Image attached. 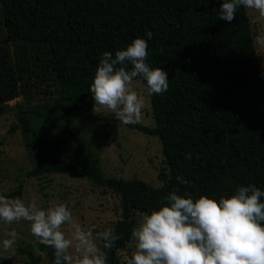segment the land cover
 I'll return each mask as SVG.
<instances>
[{
  "label": "trees",
  "instance_id": "trees-1",
  "mask_svg": "<svg viewBox=\"0 0 264 264\" xmlns=\"http://www.w3.org/2000/svg\"><path fill=\"white\" fill-rule=\"evenodd\" d=\"M220 3L0 0V118L14 116L9 131H18L27 151L39 158L30 176L67 174L119 197L120 216L111 226L119 238L107 250L108 264L124 263L121 253L132 240L136 212L165 203L170 191L218 199L240 184L264 189V73L246 8L239 7L228 22L219 18ZM137 36L148 39L146 62L167 70L169 79L167 91L151 95L146 81L133 80L150 106L147 125L94 113L88 90L102 53L114 56ZM74 113L101 133V123L112 121L115 133L136 129L155 138L164 163L157 173L160 185L106 175L100 159L88 155ZM57 116L64 117L60 132H39L40 124L49 126ZM177 176L191 183L182 184ZM21 189L19 184L4 195L21 197ZM38 248L54 264V249L44 243ZM20 252L24 264H40V256Z\"/></svg>",
  "mask_w": 264,
  "mask_h": 264
},
{
  "label": "clouds",
  "instance_id": "clouds-1",
  "mask_svg": "<svg viewBox=\"0 0 264 264\" xmlns=\"http://www.w3.org/2000/svg\"><path fill=\"white\" fill-rule=\"evenodd\" d=\"M243 6L264 17V0H222L219 18L228 22ZM151 39L152 33L146 30ZM148 39L137 36L126 47L104 51L88 90L95 106L112 109L123 124L139 120L143 97L132 86L134 78L146 81L147 94L169 87L168 72L146 62ZM182 184H190L177 176ZM185 191H170L165 203L143 214L132 228L134 249L126 264H264V189L253 183L240 184L230 195L218 199ZM30 222V231L41 243L54 249V264H108V249L119 238L107 227L93 233L73 218L63 202L42 207L19 196L0 194V221ZM67 226L68 231L63 230ZM15 228L0 240V256L14 254Z\"/></svg>",
  "mask_w": 264,
  "mask_h": 264
},
{
  "label": "rangeland",
  "instance_id": "rangeland-1",
  "mask_svg": "<svg viewBox=\"0 0 264 264\" xmlns=\"http://www.w3.org/2000/svg\"><path fill=\"white\" fill-rule=\"evenodd\" d=\"M246 11L259 63L264 73V17H261L257 10L246 9ZM132 86L144 100L141 116L135 123L150 124L151 118L148 111L150 106L142 86L137 83H132ZM17 101L18 99H15L8 103L14 104ZM91 110L97 114H115L112 109L95 106L93 97ZM75 114L72 118L75 122H80L77 129L86 143L88 155L95 154L100 159L106 175L124 179L136 176L154 187L160 185L157 173L164 167V163L155 138H150L136 129L123 130L120 128L115 133L117 129L111 128V125L116 123L112 121L101 123L100 130L103 134L96 125L83 121L80 113ZM3 118L5 117L0 118V194L14 191L19 184H22L21 198L25 202L33 200L42 207L63 202L71 209L73 218L85 228L96 226L93 228L94 234L104 228H111L120 216L119 197L110 190L98 188L85 179H76L67 174H51L40 178L30 176L29 172L37 164L39 158L27 151L18 131L14 133L9 131L14 122V116L7 115L5 122ZM63 119V116H57L50 120L49 126L45 121L39 125L38 130L40 133L55 136L57 132H60ZM107 131H109L108 136H105ZM58 136H62V133ZM67 157L72 159V153L67 151ZM143 214L136 212L137 223ZM11 228H15L18 233L14 244L15 252L7 257L0 256V264H24L26 257L20 249H28L34 255L40 256V264H49L45 252H40L38 248L40 240L30 231L29 221L22 219L11 224L0 221V240L7 236ZM63 230L67 232V226H63ZM133 249L134 242L131 240L127 245V250L121 253L123 264H126L125 256L130 255Z\"/></svg>",
  "mask_w": 264,
  "mask_h": 264
}]
</instances>
